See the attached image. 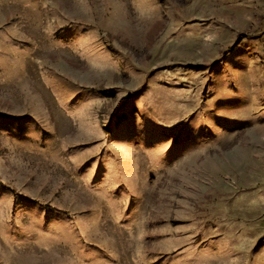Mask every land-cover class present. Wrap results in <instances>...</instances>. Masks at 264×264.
I'll list each match as a JSON object with an SVG mask.
<instances>
[{"label": "rangeland", "instance_id": "rangeland-1", "mask_svg": "<svg viewBox=\"0 0 264 264\" xmlns=\"http://www.w3.org/2000/svg\"><path fill=\"white\" fill-rule=\"evenodd\" d=\"M0 264H264V0H0Z\"/></svg>", "mask_w": 264, "mask_h": 264}]
</instances>
